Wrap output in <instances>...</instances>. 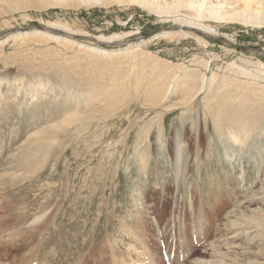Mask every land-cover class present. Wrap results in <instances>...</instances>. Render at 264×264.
I'll list each match as a JSON object with an SVG mask.
<instances>
[{
	"label": "rangeland",
	"instance_id": "obj_1",
	"mask_svg": "<svg viewBox=\"0 0 264 264\" xmlns=\"http://www.w3.org/2000/svg\"><path fill=\"white\" fill-rule=\"evenodd\" d=\"M68 3L0 0V264H264V24Z\"/></svg>",
	"mask_w": 264,
	"mask_h": 264
},
{
	"label": "bare ground",
	"instance_id": "obj_2",
	"mask_svg": "<svg viewBox=\"0 0 264 264\" xmlns=\"http://www.w3.org/2000/svg\"><path fill=\"white\" fill-rule=\"evenodd\" d=\"M58 2H79L84 4H107L109 2H127L139 4L143 8L154 11L160 16L171 13V10L175 12L179 7L189 11L194 19L188 18H176V21H182L185 26L204 29L209 32H215L214 29L205 27L200 21L204 18L222 20V21H236L250 24H264V0H57ZM68 3V4H71ZM176 9V10H175ZM182 24V25H183ZM190 24V25H189ZM48 26H54V23L48 22ZM166 34V33H163ZM96 39L103 40L102 36H96ZM104 53V52H103ZM242 63V61L240 62ZM239 64V63H238ZM238 66V65H237ZM247 67V65H244ZM254 66V65H253ZM257 68L264 69V63L257 62ZM252 67V66H251ZM259 70V71H260ZM204 79V78H203ZM171 82L166 86L165 95L171 89ZM201 89V88H200ZM219 103V102H218ZM216 106V104H214ZM213 107H211L212 109ZM210 109V110H211ZM211 118L214 125H219V112L218 108L211 111ZM178 130V129H177ZM178 134V133H176ZM174 134V135H176ZM179 135V134H178ZM176 138V137H175ZM177 175V174H176Z\"/></svg>",
	"mask_w": 264,
	"mask_h": 264
}]
</instances>
